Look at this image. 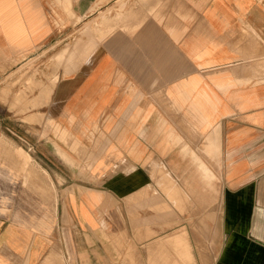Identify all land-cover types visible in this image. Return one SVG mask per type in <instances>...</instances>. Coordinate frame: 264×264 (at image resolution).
I'll return each mask as SVG.
<instances>
[{
	"label": "crops",
	"instance_id": "0c3cea01",
	"mask_svg": "<svg viewBox=\"0 0 264 264\" xmlns=\"http://www.w3.org/2000/svg\"><path fill=\"white\" fill-rule=\"evenodd\" d=\"M0 264H264V0H0Z\"/></svg>",
	"mask_w": 264,
	"mask_h": 264
},
{
	"label": "rangeland",
	"instance_id": "374dc122",
	"mask_svg": "<svg viewBox=\"0 0 264 264\" xmlns=\"http://www.w3.org/2000/svg\"><path fill=\"white\" fill-rule=\"evenodd\" d=\"M125 5V3L123 4ZM113 11V7L109 8L108 11L106 12V14H111ZM58 21H59V26L64 24V18L62 17V14L59 12L58 15ZM81 17H75V20H74V28H73V36H74V40L76 43H78V41H80V37L82 36V28H81V23L79 22ZM90 29V32L91 34L93 33V27L90 26L86 28V33L87 31ZM71 32V31H70ZM65 38H66V34H65V29L62 30V32H60L59 34V37H58V50H62L63 52L65 51V45H64V41H65ZM75 43V50H77V46H80V45H76ZM58 62H60V58L57 59Z\"/></svg>",
	"mask_w": 264,
	"mask_h": 264
},
{
	"label": "bare ground",
	"instance_id": "6f19581e",
	"mask_svg": "<svg viewBox=\"0 0 264 264\" xmlns=\"http://www.w3.org/2000/svg\"><path fill=\"white\" fill-rule=\"evenodd\" d=\"M70 7V6H69ZM31 62V61H30ZM25 64V63H24ZM2 146H3V144H2ZM5 147V146H4ZM3 149V148H2ZM4 150V149H3ZM5 152V151H4ZM12 154V153H11ZM11 156V155H10ZM7 157V156H6ZM13 157H15V156H13ZM68 157V156H67ZM67 160V159H66ZM78 165V164H77ZM73 168V167H72ZM166 186H168V185H166ZM171 192V191H170ZM167 194H168V192H167ZM172 194V193H171ZM172 197H173V194H172ZM176 199V198H175ZM163 200H161V202H162ZM177 202V201H176ZM166 208V207H165Z\"/></svg>",
	"mask_w": 264,
	"mask_h": 264
}]
</instances>
